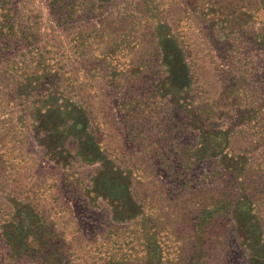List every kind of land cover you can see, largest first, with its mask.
<instances>
[{
    "label": "rangeland",
    "instance_id": "rangeland-1",
    "mask_svg": "<svg viewBox=\"0 0 264 264\" xmlns=\"http://www.w3.org/2000/svg\"><path fill=\"white\" fill-rule=\"evenodd\" d=\"M0 264H264V0H0Z\"/></svg>",
    "mask_w": 264,
    "mask_h": 264
}]
</instances>
